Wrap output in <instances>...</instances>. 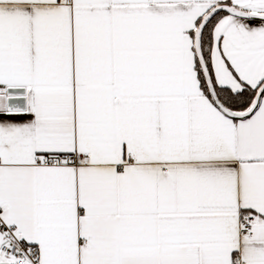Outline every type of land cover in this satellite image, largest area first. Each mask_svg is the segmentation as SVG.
Segmentation results:
<instances>
[{
  "label": "snow or ice",
  "instance_id": "obj_1",
  "mask_svg": "<svg viewBox=\"0 0 264 264\" xmlns=\"http://www.w3.org/2000/svg\"><path fill=\"white\" fill-rule=\"evenodd\" d=\"M0 264H264V0H0Z\"/></svg>",
  "mask_w": 264,
  "mask_h": 264
}]
</instances>
